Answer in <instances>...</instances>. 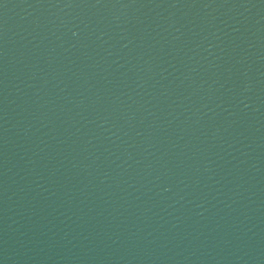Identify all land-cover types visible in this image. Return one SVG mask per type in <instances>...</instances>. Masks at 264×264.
I'll return each mask as SVG.
<instances>
[{
  "label": "water",
  "instance_id": "water-1",
  "mask_svg": "<svg viewBox=\"0 0 264 264\" xmlns=\"http://www.w3.org/2000/svg\"><path fill=\"white\" fill-rule=\"evenodd\" d=\"M0 264H264V0H0Z\"/></svg>",
  "mask_w": 264,
  "mask_h": 264
}]
</instances>
